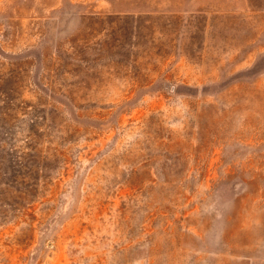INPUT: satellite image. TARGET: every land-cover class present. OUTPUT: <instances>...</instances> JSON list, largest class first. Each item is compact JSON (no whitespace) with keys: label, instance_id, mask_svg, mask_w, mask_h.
<instances>
[{"label":"rangeland","instance_id":"374dc122","mask_svg":"<svg viewBox=\"0 0 264 264\" xmlns=\"http://www.w3.org/2000/svg\"><path fill=\"white\" fill-rule=\"evenodd\" d=\"M0 264H264V0H0Z\"/></svg>","mask_w":264,"mask_h":264}]
</instances>
